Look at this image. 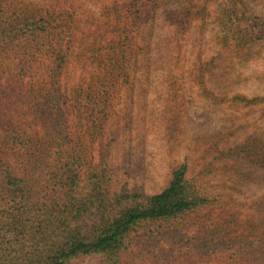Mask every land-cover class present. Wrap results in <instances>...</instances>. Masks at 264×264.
Segmentation results:
<instances>
[{
  "label": "trees",
  "instance_id": "1",
  "mask_svg": "<svg viewBox=\"0 0 264 264\" xmlns=\"http://www.w3.org/2000/svg\"><path fill=\"white\" fill-rule=\"evenodd\" d=\"M142 1L122 0L105 54L86 87L72 91L68 11L0 0V264H264V239L254 233L188 225L213 204L216 187L189 179L186 163L151 195L109 171L118 133L108 131L107 110L136 78ZM250 32L264 41V22Z\"/></svg>",
  "mask_w": 264,
  "mask_h": 264
},
{
  "label": "rangeland",
  "instance_id": "2",
  "mask_svg": "<svg viewBox=\"0 0 264 264\" xmlns=\"http://www.w3.org/2000/svg\"><path fill=\"white\" fill-rule=\"evenodd\" d=\"M31 1L71 15L66 81L72 91L86 87L94 58L105 54L114 35L122 0ZM142 2L149 7L134 40L144 50L136 78L107 110L108 131L118 133L107 160L111 175L151 195L184 162L189 179L216 187L213 204L189 216L188 225L264 239V41L250 32L264 22V0ZM136 34L131 28L127 36ZM93 154L97 162L95 145Z\"/></svg>",
  "mask_w": 264,
  "mask_h": 264
}]
</instances>
